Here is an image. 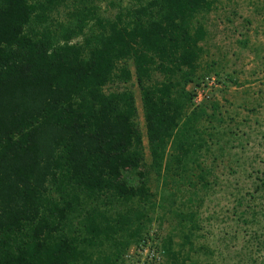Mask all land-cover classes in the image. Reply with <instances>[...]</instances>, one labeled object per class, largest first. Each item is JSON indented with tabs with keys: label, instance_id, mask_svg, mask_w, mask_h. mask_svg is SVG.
I'll return each instance as SVG.
<instances>
[{
	"label": "trees",
	"instance_id": "16d2710c",
	"mask_svg": "<svg viewBox=\"0 0 264 264\" xmlns=\"http://www.w3.org/2000/svg\"><path fill=\"white\" fill-rule=\"evenodd\" d=\"M71 1L0 0V264H88L103 238H139L134 222L146 214L132 205L149 190L134 98L106 85L129 81L133 62L158 168L172 131L171 79L195 69L202 51L197 16L209 0H109L113 14L78 6L53 23L51 6ZM116 204L114 215L98 208Z\"/></svg>",
	"mask_w": 264,
	"mask_h": 264
},
{
	"label": "rangeland",
	"instance_id": "374dc122",
	"mask_svg": "<svg viewBox=\"0 0 264 264\" xmlns=\"http://www.w3.org/2000/svg\"><path fill=\"white\" fill-rule=\"evenodd\" d=\"M72 1L51 6L53 23L71 20L78 6L101 7L107 16L118 9L106 11L109 0ZM209 1L197 16L205 35L196 68L171 79L172 131L158 151V168L133 62L127 60L129 81L106 85L134 98L149 200L132 205L146 214L134 222L139 238L128 245L115 241L126 240L125 231L103 238L97 251L90 249L92 262L114 254L111 264H170L173 254L175 264H264V0ZM163 80L158 72L151 78ZM118 206L98 208L114 215Z\"/></svg>",
	"mask_w": 264,
	"mask_h": 264
}]
</instances>
